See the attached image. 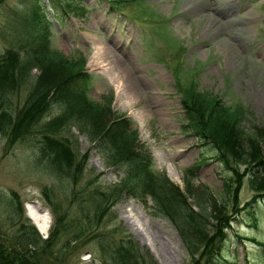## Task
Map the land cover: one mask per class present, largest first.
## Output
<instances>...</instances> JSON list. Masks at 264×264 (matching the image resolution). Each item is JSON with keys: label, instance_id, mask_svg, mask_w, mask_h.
<instances>
[{"label": "rangeland", "instance_id": "obj_1", "mask_svg": "<svg viewBox=\"0 0 264 264\" xmlns=\"http://www.w3.org/2000/svg\"><path fill=\"white\" fill-rule=\"evenodd\" d=\"M37 2L51 21L50 45L64 57L61 64L20 59L14 81H0V116L6 114L0 121V243L22 249L37 264H261L264 198L249 203L248 172L262 179L264 164L252 170L253 164L227 163L225 169L210 141L183 129L172 67L180 60L182 83L194 74L203 99L223 101L231 113L227 120L246 110L264 130V0H74L70 6L0 0V30L5 22L28 17ZM6 44L0 35V51ZM105 47L109 57L104 60ZM55 70L83 75L78 82L87 85L85 102L97 104L80 103L86 116L50 130L65 138L69 165L45 153L38 135L46 120L72 109L49 97L33 124L26 110L31 90ZM116 74L122 77L118 94L112 83ZM68 88L77 91L74 85ZM122 118L136 131L122 135L113 148L103 146L99 131ZM259 148L264 154V145ZM133 150L136 159H129L131 154L127 162L124 157ZM146 152L148 173H164L177 203L162 208L160 195L129 191L133 183L153 186L161 178L149 177L138 164ZM125 168L132 171L130 182ZM176 204L193 214L197 240L185 236ZM21 223H30L34 231L25 235ZM54 229L56 237L45 240ZM204 231L214 240L209 252L199 239ZM105 233L129 236L137 260L112 253Z\"/></svg>", "mask_w": 264, "mask_h": 264}, {"label": "trees", "instance_id": "obj_2", "mask_svg": "<svg viewBox=\"0 0 264 264\" xmlns=\"http://www.w3.org/2000/svg\"><path fill=\"white\" fill-rule=\"evenodd\" d=\"M60 1L70 6L71 2L74 0H55L57 3H61ZM107 1L109 3H113L116 0ZM38 5L39 3L37 2L33 5V8H30V14L28 17H17L15 20L13 19L12 21L5 22L3 24L4 29L0 30L1 38L3 40L6 39L7 41V44L0 51V81L4 83L6 79H10L12 82L14 81L12 77H14L15 74L12 72L15 70V66H17V63L20 61V59L26 61L30 58L35 60L42 58L44 61L51 60L53 62L60 61L59 64L62 63L64 57L62 52L50 45L49 36L51 21L38 9ZM75 5L76 6L72 5V7H74L73 9H79L77 4ZM59 8L63 11H66V9H63L62 6ZM76 10H74V12H76ZM80 11L77 10L76 13H81ZM178 69H180V67L176 66L173 68V78L179 93L180 106L185 119L184 125L182 126L183 129H189L190 133L194 134L202 142L210 141L213 147L216 148V154L214 158L217 159L219 163H222L225 169L227 168V163L234 167L240 163L249 165L253 164L249 167L252 168V170H257L258 167H261L264 164V154L261 155L259 153V146L260 144L264 145V130L259 129L256 124L250 120V118L247 116L249 112L244 110L242 115L238 116L236 114L233 116V118H228L227 120L225 117H227L226 113L229 114V112L226 110V107L222 105L223 101H217L218 97L216 98L214 96L203 99L204 93L195 88L194 74L187 83H182L179 78ZM67 73L70 72L55 70L52 75L46 73L47 78H44V80H46L45 83L34 86L33 90H31V92H34L31 94L32 98L31 101L28 102L29 104L27 105L26 110L29 122L30 124H33L35 120H38L40 117V113L43 112V108L46 106V101L49 97L63 101L66 103L65 105L68 108L72 109V111L63 113L61 118L59 116V118L56 119L51 118V121L46 120L43 125L41 124L42 130L38 135V139L41 143L40 146L45 147V153L49 152L48 154L58 157V161L60 160V157H62L64 158L65 163L69 165L72 163V154L69 152L65 138L58 136L56 133H52L50 130H52L56 124L61 126V122L68 121L70 118L78 119L81 116H86L84 109L82 108L83 104V107H92L93 105L97 104L92 101H89L90 103L85 102V92L87 90V85L86 83H84V85L83 83L78 82L79 76L83 75L75 73L71 76H68ZM88 77L89 76L87 74L85 77V82L87 81ZM82 79L84 78L82 77ZM71 85L77 87V91L71 90L70 92V88H68V86ZM1 87L3 86L0 85V88ZM48 93L51 94L48 95ZM78 100L80 102H78ZM5 115L6 114L0 116V121H6L3 119ZM6 119L9 121L8 117ZM20 119L21 115L18 117L19 122ZM134 131L136 130L131 126L129 120L122 118L120 121H116L114 124L111 123L109 128L101 129L98 133V137L100 141L104 143L103 146L106 147L109 145L113 148L116 144H118L122 138V135H130ZM133 151H129L130 155L126 154L124 159H126V157L129 158L131 154H134V156L129 159H133L135 161L136 151ZM129 159H126V161L128 162ZM150 161V156L148 152H146L143 153L138 163L139 165H143L145 168V173L149 177L153 176L154 174L148 173ZM139 165H137V167ZM134 168H136V166ZM190 169V167H187V170ZM228 170L231 171L230 169ZM248 173V182L250 189L253 191L249 203L254 199L262 200L264 198V177H262V179H258L255 171H249ZM124 174L130 178V182L132 179V171L129 168H125ZM154 175L161 177L156 185L154 183L153 186L147 185L145 183H133L132 185L129 183L132 187V189H129V191L136 193L140 190L138 193L141 196L147 194L151 198L156 197V195H160L159 197L161 201L164 202L162 208H166L168 203H177L176 198L171 195V192L167 189L168 187L165 186L166 180L163 178L164 173H155ZM175 206L178 207V212L184 224V230H186L185 236L187 239L192 237L193 240H197L198 238L194 230L197 221H195L190 209L187 206L183 207L182 205L178 204ZM224 218L226 220H230L229 216H225ZM21 225L25 235L27 232H29L30 235L31 231H34V228L30 223H21ZM204 230L206 229L204 228ZM56 234L57 229L52 230L50 235L47 236L45 240H53L56 237ZM102 237L104 242L107 243L109 250L119 256L120 259L127 260L130 258L132 259V262L135 261L134 259H136L137 256L135 252L136 250H134L135 245L132 243V240L129 236L125 237V235H120L119 238H115L112 234L105 233ZM199 239H201L202 245L204 246L203 251L209 252L214 240H209V236L207 235L206 231H204L203 235L200 234ZM261 245L263 246L260 253L262 261L261 264H264V243H261ZM0 264L37 263L34 262L29 255L23 252L22 249H9L0 243Z\"/></svg>", "mask_w": 264, "mask_h": 264}, {"label": "bare ground", "instance_id": "obj_3", "mask_svg": "<svg viewBox=\"0 0 264 264\" xmlns=\"http://www.w3.org/2000/svg\"><path fill=\"white\" fill-rule=\"evenodd\" d=\"M195 8V7H194ZM198 8V7H197ZM111 48V47H110ZM113 50V49H112ZM109 50H108V47H105V48H103L102 49V52L100 53V57L101 58H103L104 57V60L107 58V57H109ZM112 52V51H111ZM113 57V56H112ZM108 64V63H107ZM110 68V67H109ZM120 78H122V77H120V76H118L117 74H116V76H114L113 77V79H112V83H114V87H115V90H116V94H118L119 93V91H120V89L122 88V82H121V79ZM123 80V79H122ZM143 81L144 80H141V79H138L137 80V82L139 83V84H143ZM124 84V83H123ZM144 84H145V82H144ZM122 95V94H121ZM153 101H156L157 100V97L155 96V95H152V98H151ZM130 103V101H128V103L127 104H129ZM176 178V177H175ZM128 217L127 216H124L123 217V219H124V221H125V223H127L128 222V219H127ZM136 231V230H135Z\"/></svg>", "mask_w": 264, "mask_h": 264}]
</instances>
